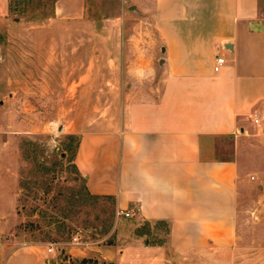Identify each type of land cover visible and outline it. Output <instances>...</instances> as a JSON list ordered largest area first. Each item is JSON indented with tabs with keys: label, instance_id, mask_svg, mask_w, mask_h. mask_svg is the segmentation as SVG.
<instances>
[{
	"label": "crops",
	"instance_id": "0c3cea01",
	"mask_svg": "<svg viewBox=\"0 0 264 264\" xmlns=\"http://www.w3.org/2000/svg\"><path fill=\"white\" fill-rule=\"evenodd\" d=\"M66 5L81 11V0ZM146 5L154 28L138 53L147 56L129 68L156 75V61V87L80 130L73 163L90 195L112 196L117 210L167 231L161 243L137 239L119 256H101L118 264H244V199L255 189L264 196V0ZM8 7L0 0V15ZM216 55L225 62L214 71ZM48 248L2 236L0 264H60Z\"/></svg>",
	"mask_w": 264,
	"mask_h": 264
},
{
	"label": "rangeland",
	"instance_id": "374dc122",
	"mask_svg": "<svg viewBox=\"0 0 264 264\" xmlns=\"http://www.w3.org/2000/svg\"><path fill=\"white\" fill-rule=\"evenodd\" d=\"M70 1L10 0L0 15V237L48 244L60 264L101 262V250L119 256L137 239L163 242L167 231L117 215L115 199L90 195L73 163L80 130L156 87V61V75L130 69L147 56L138 52L154 28L149 0H81L78 15ZM261 193L243 203L244 264H264ZM71 246L89 253L71 256Z\"/></svg>",
	"mask_w": 264,
	"mask_h": 264
},
{
	"label": "built area",
	"instance_id": "2783aa9c",
	"mask_svg": "<svg viewBox=\"0 0 264 264\" xmlns=\"http://www.w3.org/2000/svg\"><path fill=\"white\" fill-rule=\"evenodd\" d=\"M224 62H225V58L223 56L216 55L214 58L213 70L217 71L219 69V67L222 64H224ZM253 118H254V122L258 123V121L260 120V115L258 113H254ZM117 215H123L125 217H128L131 215V212L129 210L119 209V210H117ZM51 249L52 248L49 246L48 251H51Z\"/></svg>",
	"mask_w": 264,
	"mask_h": 264
},
{
	"label": "trees",
	"instance_id": "16d2710c",
	"mask_svg": "<svg viewBox=\"0 0 264 264\" xmlns=\"http://www.w3.org/2000/svg\"><path fill=\"white\" fill-rule=\"evenodd\" d=\"M10 5L11 4H10V0H9V7H10ZM104 197L113 198L112 196H104ZM74 260L76 261V263H74V264H112L109 261L102 260L100 262V261H98V259H94L91 257H81L80 259H74Z\"/></svg>",
	"mask_w": 264,
	"mask_h": 264
},
{
	"label": "water",
	"instance_id": "95a60500",
	"mask_svg": "<svg viewBox=\"0 0 264 264\" xmlns=\"http://www.w3.org/2000/svg\"><path fill=\"white\" fill-rule=\"evenodd\" d=\"M130 9H131L132 11H134V10H135V7H134V6H131Z\"/></svg>",
	"mask_w": 264,
	"mask_h": 264
}]
</instances>
